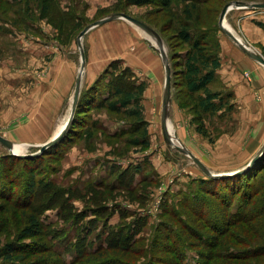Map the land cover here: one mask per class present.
<instances>
[{"label":"rangeland","instance_id":"rangeland-1","mask_svg":"<svg viewBox=\"0 0 264 264\" xmlns=\"http://www.w3.org/2000/svg\"><path fill=\"white\" fill-rule=\"evenodd\" d=\"M233 2L251 4L264 3V0H209L204 5L191 0H0V136L15 145H24L23 154L26 155L37 153L39 146L52 139L70 114L80 69L78 34L102 18L123 13L160 32L164 38L165 44L161 39L163 49L171 59L173 72L169 117L171 134L214 174L244 168L264 144V68L247 57L225 34L216 33L221 64L217 75L222 88L216 85L213 88L231 91L234 107L221 118L199 115L194 105L195 97L187 96L181 87L182 58L178 54L188 51L189 47L178 43L176 38L185 24L187 28L214 30L218 25L219 12ZM256 12L259 13L257 10L233 9L225 16V22L235 36L264 58V39L253 37L242 26V21ZM136 30L145 38L138 37ZM153 43L143 32L123 20L108 22L82 37L83 72L87 75L85 77L83 73L81 78V105H78L73 125L68 126L60 146L44 154L38 166L32 165L33 171H38L36 177L43 176L42 182L50 180L56 187L70 189L79 197L70 202L73 214L93 210L97 216H105L113 211L108 224L114 225V230L131 227L130 236L135 233L134 239L141 238L138 244L132 245V251L109 252L111 257L118 256L115 258H119L120 264H143L145 261L149 264H175L177 257L165 249L164 232L167 229L164 224L177 230L170 238L173 237L177 249L183 248V264L201 263L199 253L206 258L211 252L207 245L203 246L201 237L221 247L214 249L221 256L236 253L234 251L249 252L251 247L264 250L263 217L229 228L224 233L226 235L218 236V229L210 228L213 225L211 214L205 211V216L196 214L205 208L211 212L214 206L217 207L216 213L222 214L225 209L220 200H214L208 194L203 195L204 201L199 205L184 201L185 196L190 195L189 185L194 188L197 178L207 177L189 158L168 148L163 140L160 120L164 68L159 67L158 62L161 65L162 60ZM139 44L152 54L150 58L139 53ZM226 50L227 58H223ZM238 52L247 63L242 68L236 67L234 78L229 81L226 79L227 71L234 66L229 58ZM95 58L98 59L96 68L93 67ZM114 61L118 62L116 70L104 75L103 85L95 87L96 80ZM122 74L123 80L129 77L131 83L144 85L138 105H130L126 110H140L148 138L147 148L129 144L142 133L139 131L138 134L139 127L134 130V118L115 115L106 106H99L103 97L109 94L107 84ZM91 76L94 77L91 79ZM9 158L13 156L0 145V160L8 163ZM139 165L141 167L134 171L133 167ZM257 168L262 169L258 176L263 180L254 182L253 190L264 182V159ZM117 169L120 170L118 172L131 169L135 174L130 187L120 186L117 175L113 174ZM0 171L2 173L3 169ZM22 173L19 165L9 173L11 179L7 191L10 192L14 186L11 204L0 197V207H6L0 213V221L3 217L9 220L7 229L0 225V262L2 251L8 246H16V242L22 239L23 219L31 214V210L12 204L14 199L28 197L20 194L21 186L26 183ZM95 185L98 187L89 188ZM213 189L219 190L220 186ZM167 209L177 217L167 216ZM56 212L46 210L40 218L55 222L56 229L65 228L70 232L69 238H74L73 230L57 219ZM121 216L123 220L120 222ZM223 223L218 222L220 230ZM254 228L259 229L254 231L259 236L257 239L251 237L254 234L251 229ZM138 229L141 231L137 232ZM106 235L100 226H95L86 236L87 250L102 245ZM22 242L38 250L37 255L27 256L24 264L42 259L55 264L57 259L47 250L48 242L41 234ZM148 249L151 251L149 256ZM63 258L71 259V255L63 254ZM208 263L231 264V261L216 256ZM242 264H264V258Z\"/></svg>","mask_w":264,"mask_h":264},{"label":"trees","instance_id":"trees-1","mask_svg":"<svg viewBox=\"0 0 264 264\" xmlns=\"http://www.w3.org/2000/svg\"><path fill=\"white\" fill-rule=\"evenodd\" d=\"M192 2H208L209 0H191ZM205 1V2H204ZM167 5V4H166ZM67 14L68 12L65 11ZM64 12V13H65ZM221 12V11H220ZM219 12V14H220ZM186 23V22H185ZM259 28L264 30L263 23H255ZM155 30V29H154ZM156 31V30H155ZM158 35L163 40L164 38L161 36L160 32L156 31ZM222 32L218 25H215L214 30H209L206 28H194L183 25V27L179 30L177 34L178 43L187 45L189 50L186 52H179L178 56L182 58V62L180 63L181 77H182V85L185 89L187 96L195 97V107L199 115L204 116H213V117H222L224 113H228L233 107V93L222 91V89H214L213 87L218 86L222 88L218 81V71L221 67L220 58L218 56L219 52V41L216 33ZM169 67H170V84L172 90V64L171 59L169 57ZM118 62H112L107 66L104 70L103 74L99 76V79L95 82V87L99 88L102 86L104 75L107 73L112 74L113 70H116V64ZM110 69V70H109ZM125 74L127 71L125 70ZM122 75H117L107 84V89L109 90V94L106 97H103L99 106L103 105L115 115H125L127 117L134 118L136 120L135 131L139 127V131L142 132L139 134V138L130 141V145L132 147H142L147 148L148 144L146 140H148L146 136V132L144 130L143 122L140 118V110L137 108L134 111L126 110V108L130 105L137 106L140 95L143 92L144 85L142 83L135 85L136 83H131L129 77L127 80H123ZM129 75V74H128ZM113 77V75H112ZM213 88V90H212ZM222 91V92H221ZM100 91V95H101ZM95 97V95H94ZM116 99L115 101H113ZM92 100H95L94 98ZM107 102V103H106ZM80 98L78 99V104L75 109V113L77 111V107L80 104ZM74 113V114H75ZM75 116V115H74ZM73 118L70 122V126L73 125ZM69 126V127H70ZM67 131L55 146L51 149L44 151L40 156L35 158H20L13 156V158H9L8 163L4 160H0V166L2 165L3 172L0 171V197L5 198V200L10 202L13 200L12 190L14 186L11 185L10 192L7 191L8 181L11 179L10 174L12 170L16 167V165L21 166L23 173L21 176L24 177L26 183L21 186L22 195H28L26 198H22V196L18 199H14L12 202L13 205L20 206L21 208L31 210V214L26 216L23 219L24 227L20 232V237L22 238L20 241L16 242V246H8L7 249L2 251L1 262L0 264H24L25 258L28 256L37 255L38 250L34 246H30V244L22 242V240H32L37 235H40L48 242L47 250L50 251L53 257H56L55 264H120L121 262L119 258H115V256H109L110 251L115 252H131L133 247L132 245L138 244L141 238L134 239V234L130 236V226L125 228H118L114 230V225H109L108 221L113 217L114 212H108L109 214L105 216H97L95 211H82L78 214H73L74 208L71 205V200L79 198L74 195L70 191V189H64L62 187H56L54 184L50 182V180H45L42 177H36L37 172L33 171L32 165L38 166V163L42 159L43 155L49 153L51 150L56 149L60 146V144L64 141L65 136L69 130ZM199 134L204 136L203 132L199 131ZM9 157V156H6ZM264 159V154L259 158V160L245 173L241 175H235L232 177L226 178H197L196 184L194 188L189 185L190 195H186L184 201L188 202L190 205L192 204H201L204 199L202 197L206 195H211L214 197V200H220L221 205L224 207V211L222 214H217V207L214 206L210 211L206 208L198 212L196 215L199 217L205 216L203 211L210 213L213 225L210 228H217L219 231L218 236H224L226 231L229 228L237 227L247 222H252L259 217L264 218V182L259 184L255 190L254 182H261L263 177L258 176L262 169L257 168L258 164ZM261 165V164H260ZM141 166L133 167L135 169H139ZM26 169V170H25ZM114 171L113 174L117 175V180L120 182V186L124 188L130 187L132 181L135 178V174L131 169H126L124 171ZM25 172V173H24ZM209 185L210 188L208 187ZM207 186L208 188H203ZM220 186L219 190L213 189ZM96 188L98 186H91L89 188ZM222 187V189H221ZM87 188V189H89ZM100 188V187H99ZM102 188V187H101ZM136 187H132L135 189ZM86 189V190H87ZM251 189L253 193H251ZM128 191V190H127ZM91 195V193H90ZM204 195V196H203ZM20 199V201H19ZM23 201L21 202V200ZM254 207V208H253ZM6 207H0L1 211L4 212ZM57 211L56 217L59 220H62L66 223L68 228L72 229L75 237L70 239L68 230L65 228L56 229L54 226L55 222H49L48 218H44L43 220L40 218L43 216L46 210ZM103 211L105 208H102ZM101 210V211H102ZM168 210V209H167ZM165 210L167 216L176 218L177 215L173 213V211ZM199 211V210H198ZM171 212V213H170ZM195 212V211H193ZM203 212V213H201ZM39 217V219H38ZM92 218V219H90ZM97 219V220H95ZM122 216L121 220L122 221ZM224 222L223 229L220 230V224L218 222ZM9 220L3 217L0 221V225L5 229L8 228ZM100 226L103 232L106 235V240L102 245H99L96 249L87 250V240L86 236L89 235V232L95 227ZM160 226V225H159ZM167 230L164 232V242L166 243L165 249L168 252H172L176 258L175 264H183L184 261L182 259V249H177V247L173 244V237L170 238V235H175L177 230L172 226L163 225ZM167 226V227H166ZM219 226V228H218ZM222 226V225H221ZM10 227V225H9ZM262 232H264V228H261ZM216 230V229H214ZM259 229H251V235L253 239H257L259 236L255 234L254 231ZM141 229H138L137 232H140ZM223 234V235H222ZM100 236L102 233L100 232ZM170 238V239H169ZM200 240H204L203 246L207 245L211 252L206 255V258L199 253V258L201 263L197 262V264H207V262L214 261L215 257L219 258H227L228 261H231V264H242L248 260H259L260 258H264V250L258 251L256 248L251 247L249 252H238L236 253H228L226 255L221 256L220 254H216L214 249L221 248L218 245L211 242L209 239H205L204 237ZM168 242V244H167ZM240 242V241H239ZM182 243V242H181ZM250 243V241H249ZM241 244V243H239ZM242 245V244H241ZM62 248V250H59ZM172 248V249H170ZM163 250V251H166ZM150 249L147 250V256L150 254ZM183 252V251H182ZM70 254L71 259L64 260L63 254ZM125 253V254H126ZM118 257V256H116ZM149 258V257H148ZM179 259V261L177 260ZM49 260V259H48ZM204 260H206L204 262ZM156 261V260H155ZM145 264H149V261H145ZM143 263V264H144ZM33 264H48L44 259L40 262L34 261ZM51 264V263H49ZM210 264V263H208Z\"/></svg>","mask_w":264,"mask_h":264},{"label":"water","instance_id":"water-1","mask_svg":"<svg viewBox=\"0 0 264 264\" xmlns=\"http://www.w3.org/2000/svg\"><path fill=\"white\" fill-rule=\"evenodd\" d=\"M233 9H250V10H264V3H244V2H233L231 4L225 5L219 15L218 19V25L220 30L223 34H225L247 57H249L254 62L258 63L264 68V58L259 55L258 53L250 50L251 48L241 40H239L231 31H229L227 28L223 26L225 22V16L227 13ZM114 20H123L137 29H139L141 32H143L148 38H150L154 42V46L156 47V50L158 51V54L161 57L163 68H164V86H163V93H162V103H161V131L163 140L166 144V146L170 149L175 150L179 154L189 158L191 162L208 178H226V177H232L235 175H241L245 173L247 170H249L258 160L259 158L264 154V144L260 148V150L253 156V158L248 162V164L240 169L236 170L234 172H226V173H218L214 174L209 169H207L204 164L189 150H187L185 147H183L177 140V137L175 135H172L168 129V123H169V117H170V106H171V76H170V67L169 62L167 59V56L165 54V51L163 49L162 40L159 37V35L149 26L144 24L143 22L132 18L129 15L123 14V13H116L112 14L104 19L98 20L88 26H86L77 36V46L80 51V69L78 72V76L75 80V87L71 102V108H70V114L69 117L64 125V127L59 131L58 134H55L52 139L44 143L43 145L39 146V150L37 153L34 154H22V155H16L13 153V148L15 144L10 142L9 140L3 138L0 136V145L3 146L12 156L20 157V158H35L40 156L44 151L51 149L53 146L56 145V143L64 137L67 128L73 118V115L75 113V109L78 103L79 95H80V89H81V78L84 71L85 66V54L82 49L81 39L84 35H86L90 30L99 27L101 25H104L108 22L114 21ZM177 141V142H176ZM177 144H176V143Z\"/></svg>","mask_w":264,"mask_h":264},{"label":"crops","instance_id":"crops-1","mask_svg":"<svg viewBox=\"0 0 264 264\" xmlns=\"http://www.w3.org/2000/svg\"><path fill=\"white\" fill-rule=\"evenodd\" d=\"M257 11H259V13L258 12H256V13H253L252 15H249V16H247V18L246 19H244L243 21H242V26H244L245 27V29H247L250 33H251V35L253 36V37H255V38H259V39H261V38H263L264 39V30L263 29H261V28H259L255 23H263L264 24V10H257ZM262 11V12H261ZM137 31V30H136ZM139 31H137V33H136V35L138 36V37H143V38H145L144 36H142L141 35V33L139 32ZM112 37H116V39H118V36L117 35H115V34H112ZM114 39V38H113ZM136 42L138 43V41L136 40ZM138 46V51H139V53L140 54H142V55H144V57L145 56H148V58H150V55H152L151 53H148L147 51H146V48H145V46L144 45H141V44H139V45H137ZM227 53V50L225 51V54H222V56H223V58L224 57H226L228 54H226ZM153 60H156L153 56L151 57ZM227 58V57H226ZM230 61L229 62H233L234 63V66H232V70H228L227 72V75H226V79L227 80H229V81H232L233 80V78H234V72H233V70L235 69H237L236 67H240V68H242V66H244L246 63H247V61L245 60H243L242 59V57H241V54L238 52V53H236L235 55L233 54V56H231L230 58ZM246 59V58H245ZM88 60V59H87ZM93 61H95V63L96 64H94L95 66H93L94 68H96L97 67V65H98V59H93ZM160 61V60H159ZM157 62H158V60H157ZM159 63V67L161 66V67H163L162 66V64L160 65V62H158ZM162 63V62H161ZM159 70V69H158ZM84 71H85V68H84ZM160 71V70H159ZM83 73H85V72H83ZM162 73H163V68H162ZM86 73H85V77H86ZM82 76H83V74H82ZM94 76H91V79L93 78ZM162 77H163V79H164V73L162 74ZM156 78H157V81H158V75L156 76ZM141 79V78H140ZM142 80V79H141ZM83 82H85V78H84V80H83ZM81 84H82V81H81Z\"/></svg>","mask_w":264,"mask_h":264},{"label":"bare ground","instance_id":"bare-ground-1","mask_svg":"<svg viewBox=\"0 0 264 264\" xmlns=\"http://www.w3.org/2000/svg\"><path fill=\"white\" fill-rule=\"evenodd\" d=\"M261 3H263V2H261ZM103 19V18H102ZM223 26L225 27V28H227L228 29V26L226 25V22H224V24H223ZM229 30V29H228ZM230 31V30H229ZM234 35V34H233ZM237 37V36H236ZM238 38V37H237ZM239 39V38H238ZM240 40V39H239ZM154 44V43H153ZM251 50V49H250ZM66 121H67V119L65 120V122L59 127V129L56 131V134H58L59 133V131L64 127V125H65V123H66ZM168 129H169V131H170V133H172V128H171V126H170V124L168 123ZM24 145H18V144H16L15 146H14V148H13V153L14 154H16V155H22L23 153H24ZM236 171V170H235ZM232 172H234V171H232Z\"/></svg>","mask_w":264,"mask_h":264}]
</instances>
